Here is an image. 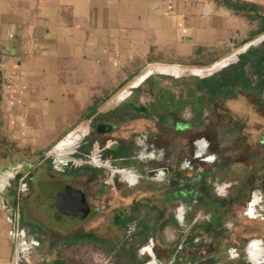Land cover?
<instances>
[{"label":"crops","instance_id":"0c3cea01","mask_svg":"<svg viewBox=\"0 0 264 264\" xmlns=\"http://www.w3.org/2000/svg\"><path fill=\"white\" fill-rule=\"evenodd\" d=\"M231 1L252 3L258 10H234L222 0H0V264L11 255L9 230L16 202L28 240L35 242L26 264H92L100 249L102 254L114 253L110 264H141L150 259L157 264H197L196 238L186 236L188 226H175L181 235L168 243L157 219H145L149 227L126 240L114 238L108 230L109 218H100L107 208L135 213L137 204L126 205L133 195L161 199L168 194L172 202L186 192L182 186L179 193L175 188L158 193L147 184L108 207L91 200L97 187H89L97 181L114 185L104 171L86 166L52 169L43 156L82 120L89 122L93 133L108 139L110 146L125 143L121 133H114L110 119L98 120L108 114L114 89L146 63L182 60L197 49H222L242 35L248 20H256L248 15H264V0ZM10 46L14 47L12 55L3 52ZM99 123L111 129L98 131ZM131 154L117 164L140 173L151 167ZM25 173L27 190L17 199V178ZM166 176L171 186L170 174L165 172ZM48 179H58L83 193L88 208L83 218L94 235L80 237L86 229L82 218L55 210L52 194L41 188ZM158 199L160 210L167 211L172 203L165 208ZM100 228L105 229L104 236H98ZM151 229H157L162 248L169 252L160 251ZM186 242L189 247L185 248ZM144 246L150 254L141 253ZM219 246L217 238L206 243L205 249L209 255L218 254ZM250 249L252 257L254 249L264 251L261 246Z\"/></svg>","mask_w":264,"mask_h":264},{"label":"rangeland","instance_id":"374dc122","mask_svg":"<svg viewBox=\"0 0 264 264\" xmlns=\"http://www.w3.org/2000/svg\"><path fill=\"white\" fill-rule=\"evenodd\" d=\"M248 21H250L248 22L249 25L243 29L242 35L222 47V49H220V46L217 49H197L182 60L153 62L154 64L173 67L172 70L165 71L162 75L156 74L160 70H150L151 78L158 80L161 86L167 87L175 95L193 89V73L203 72L214 62L230 54L232 50L258 36L242 43L248 38L249 31L258 25L257 19ZM147 64L149 63H146L138 72L136 71L137 73L114 89L111 95L112 98L116 97L120 91H122V94L114 100L112 107L116 103L119 105L125 101L133 102L135 106L139 105L147 108L153 104L154 91L150 86L151 83L148 82L149 79L138 82L140 80L139 75L144 73ZM133 85H136L137 88L133 89ZM107 113L99 116L98 120L110 119L113 113L110 110ZM220 113H222L220 110L214 111L210 105L206 104L200 115H198V120H196L197 118H194L195 110L192 106L186 105L177 114L173 113L172 118H167L163 123L157 122L154 118L148 122L149 128L141 130L147 136L155 130L167 132V135L170 136H166L170 139L168 146L157 147L151 143L153 149H161L160 160L143 161L149 163L150 166L168 167V164L175 165L178 171H184L186 175V179L181 184L182 188L184 189V186L189 185V188L193 189V191L183 190L186 192L177 194L171 206L168 207L169 209L163 214L160 206H158V198L147 195L135 196L133 193L143 189L147 184L155 189H167V176H163L160 181H155L151 179L150 174L140 173L133 167L141 175L135 182L127 184L117 182L115 178L109 177L112 183L117 186V193L115 194L110 185L107 186L97 181L89 186L94 189L95 186L97 187L96 197L91 200L97 201V203L101 201L108 203L133 195V197L128 198L131 200L126 205L137 204L134 215L142 219H157V223L161 224L159 229L161 235L164 239L167 238L168 243H173L181 235H178L179 233L175 231V226L178 225L181 229L188 226L186 236L192 234L196 238L193 242V245H196L193 253L197 256L195 260L197 264H223L226 261H240L244 264L259 262V259L264 256V251L257 257H251L246 254V249L250 243H256L264 249V139L261 140L260 144L252 142L253 144L250 146H241L243 143L239 139L241 134L249 137L250 134L256 136L259 132L255 131L252 126L246 127L245 124L241 123V120H237L235 124H232L226 117L220 120ZM216 114H219V116ZM142 121L144 123L146 120ZM83 123L85 121H82ZM214 123L215 127L213 128ZM204 132L212 137L215 133L216 137L214 140H210L203 134ZM161 139L164 140V135ZM200 139H203L206 148L201 155L194 156L195 147L193 142ZM247 141H250V137L247 138ZM133 148L135 151L134 139ZM199 151L198 148L197 152ZM188 156L198 162L197 168H191L190 163L187 166L184 165ZM197 171L202 173L200 177H196ZM104 177L103 179H105ZM101 178L102 176L99 177V179ZM220 187H223V193H218L217 189ZM195 190L197 191L194 192ZM254 197L259 201H256V205L252 203ZM94 201L90 202L93 203ZM249 203L253 205V212L245 215L244 210ZM126 205L123 206L126 207ZM76 215L82 218V225L88 228V222H86L88 219L83 218L84 214L77 212ZM83 226L82 228H84ZM220 229L227 231L234 229V233L230 234L226 240L219 239V253L209 255L207 249H205L206 243L211 242L207 231L218 232L220 236ZM225 241H227V245L223 247ZM184 247H189V244L186 242ZM227 247L236 249L237 256L235 258H227L225 252ZM214 249L216 248L214 247ZM102 253L103 249H100V251H97L96 256ZM144 262H146L145 264H157L152 259Z\"/></svg>","mask_w":264,"mask_h":264},{"label":"trees","instance_id":"16d2710c","mask_svg":"<svg viewBox=\"0 0 264 264\" xmlns=\"http://www.w3.org/2000/svg\"><path fill=\"white\" fill-rule=\"evenodd\" d=\"M222 3L231 9L242 10V11H257L258 6L252 3H245L239 1L222 0ZM250 18H256L258 20L257 29L250 33L249 37L245 41L261 34L264 32V15H248ZM243 44L241 47L234 49L230 54V57L224 61H217L204 69L203 72L193 73V89H188L184 93L180 92L175 95L171 90L165 86H161L158 80L152 79L149 72L140 74L142 77L138 82L149 79L150 86H152L154 91V102L150 107L135 106L133 102H122L121 104H112L106 107L107 111L113 113L110 118V124L113 126V131L117 134L121 133L125 140V143L112 147L109 145V141L106 138L99 137L97 133H93L90 129L89 124L84 130L87 143H81L78 150L84 154H89L91 151L101 157L102 159H108L112 165H118V162L125 160L127 155H133V139L138 135H144L148 144H154L155 146H168L170 139L167 132L155 130L150 133L149 136L146 133L141 132L149 128L148 122L155 120L157 122L163 123L167 118H172L173 113L177 114L186 105L192 106L195 110L194 118L198 120V115H200L203 107L208 104L212 107L214 111L220 110V120L221 118H228V120L233 124L237 120H241V123L246 127L252 126V128L259 132L258 135L250 134L249 138L245 134H241V141L243 142L241 146H250L255 142L260 144L261 140L264 139V38L244 48ZM173 67V66H172ZM171 66L157 64L156 74H164L163 72L172 70ZM133 89L137 88L136 85L132 86ZM123 112V114H121ZM219 116V114H216ZM142 120H146L144 123ZM83 121V120H82ZM82 121L78 124H82ZM85 121V120H84ZM140 121H142L140 123ZM85 123H89L85 121ZM242 125V126H243ZM185 126V125H184ZM215 127V123L212 125ZM150 130V129H148ZM91 132L93 134H91ZM149 133V132H148ZM96 134V135H95ZM208 139L214 140L215 133L212 136L203 133ZM164 135V140L161 137ZM168 136V137H166ZM168 138V141H167ZM151 144V145H152ZM85 146V149L82 147ZM184 162L190 163L191 168L195 169L198 167V162L193 158H190ZM168 167L160 166L165 169V172L170 174L167 189H157L158 193L167 192L169 189L175 188L179 193L181 189V184L186 175L184 171H178L176 166L173 164H168ZM159 166H151L145 171H149L153 168ZM201 172L197 171L196 177L201 176ZM112 189L115 191L117 186L114 184ZM183 189V188H182ZM184 190V189H183ZM160 203L168 204L172 203L169 201L168 194L162 197ZM117 202L107 203L106 205L110 207ZM105 205V204H104ZM103 205V206H104ZM106 208V207H105ZM106 212L100 213V218H109L111 222V228L109 232L114 238L120 239L124 237L126 240L133 239L136 235L141 233L144 228L149 227L145 223V219L134 215V213L129 212L127 209H119L115 212L109 211V208L104 209ZM164 210H162V214ZM99 216V215H98ZM132 225L133 229L126 234L128 226ZM104 228L98 229V236H104ZM152 236L156 240L157 245L160 247V251L169 252V248L165 250L162 248L165 245L160 244L158 238L157 229H151ZM238 231V230H237ZM235 231V232H237ZM211 241L219 239L226 240L227 237L234 233L232 231H227L220 229V236L217 233H212L210 230L207 231ZM94 235L89 231L88 228L80 233V237L89 238ZM125 240V241H126ZM225 241L223 247L227 245ZM211 248V244L208 246ZM220 250V248H219ZM141 253L150 254V249L148 246H144L141 249ZM108 255L113 256V252H107ZM114 259V257H112ZM148 261V260H147ZM146 263V262H145ZM144 263V264H145ZM223 264H244L240 261H226ZM260 264H264V261Z\"/></svg>","mask_w":264,"mask_h":264},{"label":"built area","instance_id":"2783aa9c","mask_svg":"<svg viewBox=\"0 0 264 264\" xmlns=\"http://www.w3.org/2000/svg\"><path fill=\"white\" fill-rule=\"evenodd\" d=\"M264 38V32L259 34L254 39L244 43L245 47L255 44L259 40ZM242 46V45H241ZM240 46V47H241ZM239 48V47H238ZM237 49V48H236ZM233 51V50H232ZM230 52V54L232 53ZM230 54L223 57L218 61H224ZM215 63V62H214ZM157 64L149 63L146 65L144 69V73L150 72V70L155 69ZM200 72V71H198ZM143 73V74H144ZM142 76L139 75V78ZM122 91L117 93V96L114 97L112 102L116 100ZM88 123H83L74 127L71 131L62 136L59 140H57L44 154L43 158L46 159L52 169H76L80 167H91L95 169H100L104 171L109 178H115L117 182H125L127 184H131L135 182L141 175L136 170H134L130 166L126 165H112L108 159H102L99 157L95 151H91L89 154H84L78 150L81 143H87L84 130L87 128ZM196 141V140H195ZM194 141V142H195ZM202 141L204 146L200 152L198 151L197 143ZM194 144V156L201 155L206 145L203 139L197 140ZM134 145L136 146V150L133 151V157L139 161L143 160H160L162 151L161 149H153L151 144L146 142L144 135H138L134 138ZM186 165V163H184ZM146 173L150 174L151 179L155 181L162 180L165 169L162 167H156ZM27 174L20 175L17 178L16 182V196L17 199L19 196L27 190L26 183ZM218 193H223V187L217 189ZM18 201V200H17ZM252 209V211H250ZM253 212V205L251 203L248 204L246 209L244 210V214H250ZM133 229V226H128L126 230V234H128ZM9 236L12 241V250L11 255L8 261L5 264H26L29 263L30 257L32 254V246L35 244L34 241L28 240L26 229L21 224L20 221V206L19 203L16 204L12 208V217H11V228L9 230ZM179 245L177 246V249ZM227 258H235L237 256L236 249L234 247H228L226 249ZM111 255L102 254L98 255L96 259L92 262V264H110L111 263ZM264 261V256L259 259V262L253 264H260ZM145 263V262H144ZM143 263V264H144Z\"/></svg>","mask_w":264,"mask_h":264},{"label":"water","instance_id":"95a60500","mask_svg":"<svg viewBox=\"0 0 264 264\" xmlns=\"http://www.w3.org/2000/svg\"><path fill=\"white\" fill-rule=\"evenodd\" d=\"M14 47H6L3 52L6 54H14ZM95 129L98 131L110 130V125L107 124H97ZM192 184V183H191ZM188 187L184 186V190L188 191ZM41 188H45L51 195L52 201H54V208L56 211L64 214H76L77 212H82L83 214L87 212L88 208L85 204V199L83 193L79 189H74L58 179H48L43 182ZM42 191V189L40 190Z\"/></svg>","mask_w":264,"mask_h":264},{"label":"bare ground","instance_id":"6f19581e","mask_svg":"<svg viewBox=\"0 0 264 264\" xmlns=\"http://www.w3.org/2000/svg\"><path fill=\"white\" fill-rule=\"evenodd\" d=\"M197 145H198V148H199L200 151H201V150L203 149V146H204L203 142H202V141H199V142L197 143ZM200 151H199V152H200ZM256 201H258V200L256 199V197H254L252 203H253L254 205H256V204H255ZM258 202H259V201H258ZM250 211H252V209H251ZM251 242H252V241H251ZM254 242H255V241H254ZM250 247H260V246H259L258 244H256V243H250V245L247 247V249H246V254L252 257V255H250V253H252V249H250ZM254 253H256V255H254V257H257L258 255H260V253H263V251H262V249H254Z\"/></svg>","mask_w":264,"mask_h":264},{"label":"flooded vegetation","instance_id":"af4514ba","mask_svg":"<svg viewBox=\"0 0 264 264\" xmlns=\"http://www.w3.org/2000/svg\"><path fill=\"white\" fill-rule=\"evenodd\" d=\"M188 189H189L188 191H192L193 190L192 188H189V187H188Z\"/></svg>","mask_w":264,"mask_h":264}]
</instances>
